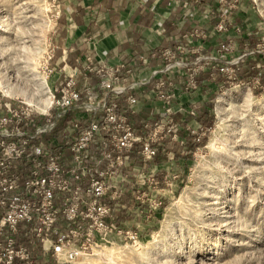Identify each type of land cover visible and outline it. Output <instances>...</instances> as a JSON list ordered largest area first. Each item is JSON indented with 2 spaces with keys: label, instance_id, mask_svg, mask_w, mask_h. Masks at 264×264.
Wrapping results in <instances>:
<instances>
[{
  "label": "rangeland",
  "instance_id": "obj_1",
  "mask_svg": "<svg viewBox=\"0 0 264 264\" xmlns=\"http://www.w3.org/2000/svg\"><path fill=\"white\" fill-rule=\"evenodd\" d=\"M64 1L0 0V72L21 94L14 102L21 100L39 110L26 98L40 103L48 89L53 94L57 71H62L60 81L65 83L64 66L54 68L49 57L55 52L53 33L67 8ZM179 4L185 10L192 4L201 6L198 44L192 50L185 46L194 59L184 58L185 62H197L193 66L201 72L208 62L217 61L229 87L213 85L212 96L199 94L200 102L211 97L214 101L213 124L199 120L200 102L194 103L196 117L185 114L188 123L197 126L199 141L188 131L198 147L192 154L184 150L180 160L155 162L162 164L158 178L168 185L162 184L165 189L159 191L152 188L146 211L143 207L141 215L119 212L123 233L99 242L68 264H264V85L260 75L249 82L234 80L245 57L264 56V0H179ZM207 19L213 25L209 30L203 27ZM222 20L226 29L218 31ZM246 35L250 41L241 42ZM257 66L264 64L259 61ZM183 70L172 73L175 84ZM216 78L211 74L212 80ZM151 105L157 112L158 104ZM31 246L34 264H58L37 241Z\"/></svg>",
  "mask_w": 264,
  "mask_h": 264
},
{
  "label": "built area",
  "instance_id": "obj_2",
  "mask_svg": "<svg viewBox=\"0 0 264 264\" xmlns=\"http://www.w3.org/2000/svg\"><path fill=\"white\" fill-rule=\"evenodd\" d=\"M216 29L225 30V21ZM178 53L188 50L179 45L153 53L166 64L132 82L122 76L124 63L97 64L88 57L82 88L76 67L54 88L47 112L0 92V264H34L31 245L36 241L58 264L73 263L99 242L123 233L119 212L141 215L152 188L165 189L161 185H168L167 180L158 178L162 164H153L158 146L167 140L183 145L184 139L175 118L183 110L176 105V84L164 75L186 69L184 89L191 92L198 88L200 73L193 66L197 62H185ZM91 74L98 78L99 91L91 87ZM152 82L149 94L158 110L146 118L139 134L130 118L140 107L134 91ZM123 97L128 105L122 110ZM186 111L196 117L197 105ZM69 114L72 120L62 125ZM196 128L188 125L199 141Z\"/></svg>",
  "mask_w": 264,
  "mask_h": 264
},
{
  "label": "crops",
  "instance_id": "obj_3",
  "mask_svg": "<svg viewBox=\"0 0 264 264\" xmlns=\"http://www.w3.org/2000/svg\"><path fill=\"white\" fill-rule=\"evenodd\" d=\"M64 2L67 8L61 24L53 33L55 52L50 62L51 66L56 69L64 66L66 73H68L67 68L72 71L77 67L78 88H82L84 66L88 57H93L97 64L101 62L124 63L125 69L122 76L126 78V82H132L138 77L148 75L153 68L163 67L166 64L161 57H154L153 53L164 49L176 50L179 45L190 49L198 44L196 27H198L197 23L200 18L201 6L199 5L192 4L190 9L185 10L180 6L179 0H65ZM205 17L208 15L205 14ZM204 24L202 25L206 26V30H209L211 26L213 28L208 19ZM193 55L178 53V57H183L187 61L193 60ZM144 58L148 59L146 65L142 63ZM129 69L131 72L127 73ZM183 72L182 75L186 77L176 76L179 83H176L175 88L177 108L183 110L177 113L175 118L182 125L180 136L185 139L182 134L183 115L187 113L188 107L196 101L200 102L201 89L198 87L196 90L186 92L184 88L187 81V70ZM172 75V73L165 74L164 78L172 77ZM61 76L62 71H57L53 86L62 85ZM66 78L67 74L64 81ZM90 84L94 91L100 90L98 78L94 74L90 75ZM152 84L134 91L139 98L140 109L131 115L142 113L148 117L155 112V108L151 105L154 100H151L149 94L155 83L153 87ZM127 105L123 97L120 100L121 109L123 110ZM39 120L43 119L39 118ZM171 142L182 145L180 142ZM182 153L178 157L171 151H164L165 159L161 162L170 159L180 160L184 156V151ZM155 162L157 161L154 160L153 164ZM38 247H41L39 243Z\"/></svg>",
  "mask_w": 264,
  "mask_h": 264
},
{
  "label": "trees",
  "instance_id": "obj_4",
  "mask_svg": "<svg viewBox=\"0 0 264 264\" xmlns=\"http://www.w3.org/2000/svg\"><path fill=\"white\" fill-rule=\"evenodd\" d=\"M212 23L217 22V18L215 16L212 17L211 19ZM250 41L248 36H243L241 39V42L245 43L246 41ZM259 61H262L264 64V56L263 55H249L244 58L243 61H241L236 69V78L234 79L236 82H249L251 81L255 76L260 75L261 77V84L264 85V67L259 68L257 66V63ZM220 63L217 61H210L208 62V65L204 70H202L198 74V82H199V89H201L202 93L205 94H211V89L213 88V85H220V86H225L229 87V80L225 76V74L220 70ZM211 74H215L217 76L216 80L211 79ZM151 85L153 87L154 82ZM213 109H214V101L211 98H205L202 101L201 108L198 113V118L201 121L202 124L205 125H211L214 122V116H213ZM184 116V130L182 132L183 136L185 137V145H179L177 143L171 142V141H165L163 144L158 146V153L155 158V161H162L165 159V154L164 151H171L175 153L178 157H180L183 153L184 150H188L190 154H192L196 148L198 147V144H196L193 141V138L190 134V132L187 129V124H188V117L186 115ZM146 115L139 113V114H133L130 116L133 124L135 131L139 134L144 133V123L146 120ZM72 120L71 114L68 116L64 117L62 120V125L70 122ZM43 121V120H40ZM204 143V141H203ZM140 149V145L138 144L133 152V160L136 162H139V156H138V151ZM32 249V246H31Z\"/></svg>",
  "mask_w": 264,
  "mask_h": 264
},
{
  "label": "bare ground",
  "instance_id": "obj_5",
  "mask_svg": "<svg viewBox=\"0 0 264 264\" xmlns=\"http://www.w3.org/2000/svg\"><path fill=\"white\" fill-rule=\"evenodd\" d=\"M43 83L45 85V81ZM0 91L5 96L11 97V98L21 97V94L20 93L15 92V90H13L8 85L7 81H5V78L3 77V75L1 74V72H0ZM46 93H47V97L43 101H41L40 103H35L33 100H31L29 98H26V100L31 105H36L41 112H47L48 109L50 108V106L52 105V102H53V94L50 92V89H48L46 91ZM218 117H219V120L222 121V119H223V108L221 106L218 107Z\"/></svg>",
  "mask_w": 264,
  "mask_h": 264
}]
</instances>
